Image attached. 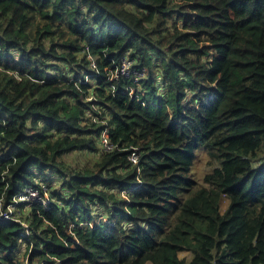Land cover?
Returning <instances> with one entry per match:
<instances>
[{"label":"trees","instance_id":"1","mask_svg":"<svg viewBox=\"0 0 264 264\" xmlns=\"http://www.w3.org/2000/svg\"><path fill=\"white\" fill-rule=\"evenodd\" d=\"M0 264H264V0H0Z\"/></svg>","mask_w":264,"mask_h":264},{"label":"rangeland","instance_id":"2","mask_svg":"<svg viewBox=\"0 0 264 264\" xmlns=\"http://www.w3.org/2000/svg\"><path fill=\"white\" fill-rule=\"evenodd\" d=\"M128 63H124V66L125 67H128ZM124 70L126 71V69L124 68ZM115 79V77H114ZM206 151H205V154L204 153H201V154H197V158H196V161H195V165L193 167V171L191 173V176L193 177V179L195 181H197L199 184H203V179H204V176L211 170L212 171V167H209L207 165V157H206ZM80 158L82 159V156L80 157L79 155H76L74 157V160H71V162H75V161H79ZM87 160H90L92 159L91 157H86ZM212 164V163H211ZM215 165V164H214ZM38 201V199H36ZM229 205V201L226 200V198L223 199L222 201V206H221V211L222 212H225L227 207ZM181 258H184V257H188V254L187 253H181L180 254Z\"/></svg>","mask_w":264,"mask_h":264},{"label":"built area","instance_id":"3","mask_svg":"<svg viewBox=\"0 0 264 264\" xmlns=\"http://www.w3.org/2000/svg\"><path fill=\"white\" fill-rule=\"evenodd\" d=\"M126 72H127V71H125L124 69L121 70V73H122V74H125ZM114 77H115L116 79H118L119 74H115ZM102 145H103V147L105 148V150H107V151H111V150H112V151H113V146L110 144V142H109V140H108V138H107L106 132L103 133V136H102ZM132 159H133V162H134V163H137L138 156H137V155H133ZM29 192H30V196H31V197H33V198H35V199H38V198H39V195L37 194L36 191H29ZM24 198H26V197H24ZM38 200H39V199H38ZM4 218H5V219H8V220L12 219L11 216H10L9 214H5V215H4Z\"/></svg>","mask_w":264,"mask_h":264}]
</instances>
